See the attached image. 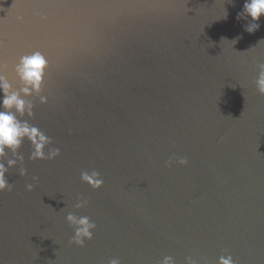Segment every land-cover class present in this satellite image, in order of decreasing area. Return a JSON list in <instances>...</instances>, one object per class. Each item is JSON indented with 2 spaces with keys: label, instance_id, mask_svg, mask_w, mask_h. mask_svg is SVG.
Here are the masks:
<instances>
[{
  "label": "water",
  "instance_id": "water-1",
  "mask_svg": "<svg viewBox=\"0 0 264 264\" xmlns=\"http://www.w3.org/2000/svg\"><path fill=\"white\" fill-rule=\"evenodd\" d=\"M244 2L0 0L3 74L16 91L18 58L44 55L28 122L60 149L30 161L24 141L26 175L19 160L6 173L0 264H264V17L244 31ZM92 170L95 191L80 180ZM69 212L96 224L83 247Z\"/></svg>",
  "mask_w": 264,
  "mask_h": 264
},
{
  "label": "clouds",
  "instance_id": "clouds-1",
  "mask_svg": "<svg viewBox=\"0 0 264 264\" xmlns=\"http://www.w3.org/2000/svg\"><path fill=\"white\" fill-rule=\"evenodd\" d=\"M232 2V0H230ZM227 17L225 10L224 18ZM264 17V0H245L242 9L237 13V20H248L244 31L249 34L255 33L260 28L259 20ZM21 19L20 17L17 18ZM41 19H44L41 16ZM234 45L236 40L231 41ZM4 65H0V193L5 191L11 192L13 186L6 178V173L9 168H13L20 161L19 175L21 177L26 175V169L23 167L24 157L19 154L24 141H27L31 146L28 159L35 160H53L60 155L59 148L48 147L52 144V138L47 136L37 126L30 124L28 121L33 116L32 102L25 99L33 93L39 94L43 84V77L47 67V60L44 55L35 51L28 55H21L15 64V74L18 78L21 87L13 91L12 85L9 83L7 77L3 74ZM257 76L254 81L256 92L264 96V63L257 65ZM47 97L40 96V103H47ZM27 116V119L24 117ZM48 149L45 152V149ZM12 153L14 159L5 161L4 157ZM173 163L180 165H187L188 159L186 157L176 159H169L165 161V166H171ZM33 183L25 185L28 192L33 190L34 183L38 181V177H32ZM80 180L86 183L92 190L101 188L104 180L100 173L96 170L81 171ZM88 204L87 199L77 198L74 205L76 209L86 207ZM66 222L73 228V235L70 243L79 247L84 246L86 240L92 239V230L96 228V224L87 216H77L69 212L65 216ZM108 264H121L119 258H112L108 260ZM159 264H175L172 256H164ZM185 264H197V261L191 257L185 258ZM217 264H234L232 256L221 255L217 259Z\"/></svg>",
  "mask_w": 264,
  "mask_h": 264
}]
</instances>
